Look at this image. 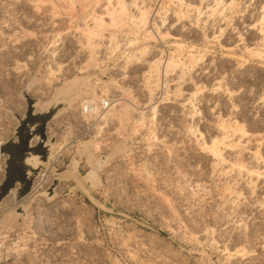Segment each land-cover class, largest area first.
<instances>
[{"label": "rangeland", "instance_id": "rangeland-1", "mask_svg": "<svg viewBox=\"0 0 264 264\" xmlns=\"http://www.w3.org/2000/svg\"><path fill=\"white\" fill-rule=\"evenodd\" d=\"M30 83L63 171L0 264H264V0H0V145Z\"/></svg>", "mask_w": 264, "mask_h": 264}, {"label": "water", "instance_id": "water-1", "mask_svg": "<svg viewBox=\"0 0 264 264\" xmlns=\"http://www.w3.org/2000/svg\"><path fill=\"white\" fill-rule=\"evenodd\" d=\"M32 85L33 83H30L23 93L27 103L26 111L22 116L15 114L18 125L14 128L13 136L0 145V153L4 156L0 205L9 197L19 204V207L10 211V215L13 213L26 215L27 205H23L22 201L34 192L36 181L44 180L49 173L56 174L53 184L47 190L48 195L52 196L53 189L61 180L57 174L63 171L53 169L50 164L55 136L49 135L47 127L61 110L70 106L71 94L61 93L48 108L40 111L37 110L39 99L27 93ZM33 140H36L35 144ZM96 167L91 172V177H94Z\"/></svg>", "mask_w": 264, "mask_h": 264}, {"label": "crops", "instance_id": "crops-1", "mask_svg": "<svg viewBox=\"0 0 264 264\" xmlns=\"http://www.w3.org/2000/svg\"><path fill=\"white\" fill-rule=\"evenodd\" d=\"M47 131H48V133H49V125H48V127H47ZM35 143H36V140H33V144H35ZM35 184H37V182H36Z\"/></svg>", "mask_w": 264, "mask_h": 264}, {"label": "bare ground", "instance_id": "bare-ground-1", "mask_svg": "<svg viewBox=\"0 0 264 264\" xmlns=\"http://www.w3.org/2000/svg\"><path fill=\"white\" fill-rule=\"evenodd\" d=\"M45 91V90H44ZM38 182V181H37ZM38 185V184H37ZM38 186H41L40 182H39V185ZM37 187V186H36Z\"/></svg>", "mask_w": 264, "mask_h": 264}]
</instances>
